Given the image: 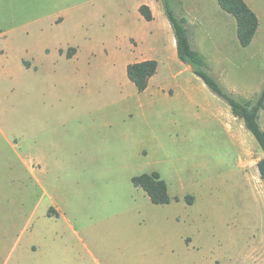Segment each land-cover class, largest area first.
<instances>
[{
    "label": "rangeland",
    "instance_id": "rangeland-1",
    "mask_svg": "<svg viewBox=\"0 0 264 264\" xmlns=\"http://www.w3.org/2000/svg\"><path fill=\"white\" fill-rule=\"evenodd\" d=\"M141 1L0 0V264H264V154L168 51L165 88L137 91ZM247 1L255 45L235 38L237 60L205 61L243 104L264 69V0ZM153 172L169 205L132 183Z\"/></svg>",
    "mask_w": 264,
    "mask_h": 264
},
{
    "label": "trees",
    "instance_id": "trees-1",
    "mask_svg": "<svg viewBox=\"0 0 264 264\" xmlns=\"http://www.w3.org/2000/svg\"><path fill=\"white\" fill-rule=\"evenodd\" d=\"M162 3L165 15L175 35L179 60L189 66L193 74L201 79L215 96L229 105L234 117L244 122L246 129L255 138L264 154V130L259 123L260 113L264 110V86L254 103L247 102L243 104L234 99L222 88L217 79L207 71L203 57L194 49L191 43L187 20L175 13L172 0H162ZM218 3L223 11L235 18L237 37L241 47H249L259 28L257 14L248 6L245 0H218ZM139 13L147 22L154 20L153 13L147 5H141ZM157 70L158 62L156 60L136 62L127 66V77L134 84L137 91L143 93L148 89L150 80L157 73ZM257 169L260 179L264 180V158L258 162ZM132 183L146 193L153 205H169L172 201L168 185L158 172L133 177ZM186 200L189 204H192L193 198L188 196Z\"/></svg>",
    "mask_w": 264,
    "mask_h": 264
},
{
    "label": "crops",
    "instance_id": "crops-1",
    "mask_svg": "<svg viewBox=\"0 0 264 264\" xmlns=\"http://www.w3.org/2000/svg\"><path fill=\"white\" fill-rule=\"evenodd\" d=\"M245 2L251 8L248 1L245 0ZM172 3L173 9H176V11L174 10L175 13L179 17H184L187 20L191 43L194 49L198 51L199 54L203 57L204 61L207 60L208 55H215L216 59L219 62L229 61V59H238V56H236L235 54H228L229 50H227V47L235 42V38H237L238 40L236 20L235 22L231 20V15L222 10L218 3V0H175ZM141 5H147L150 7L154 16V20L151 22H147L146 25L149 26L148 31H142L140 34H138L139 41L135 37V50L140 52V57L139 59H137V62L146 60H156L158 62L157 73L151 78L148 89L154 87L158 90H163L165 88V85L167 84V81L162 79L160 76L161 61L158 56L159 52L161 51H168V53H171L174 58L175 56H177L175 35L171 24L169 23L165 15L162 0H142L138 7H140ZM158 18L160 19V23L157 22ZM262 31L263 29L259 21V28L255 35V38L251 45L245 49H249L252 45H255V42ZM163 35H165V38H162ZM206 41H208L211 46H207ZM143 43H145V45H143ZM261 51H264V48ZM77 55L75 57H77ZM72 58L74 57H71V59ZM129 64H126V69ZM179 66L182 67L179 72L189 73V71H191V68L183 64L181 61ZM263 81L264 69L261 73V79L259 81V84L262 85H260L261 88L259 87L260 93L264 86ZM4 138H6V141H8V143H11L6 135L4 136ZM13 146L15 147V145ZM28 157V162L23 163V165L26 167L28 166V164L29 166H31L33 164L34 158H36V156L34 155H28ZM40 167L41 165L39 162L38 169L36 170L38 174L41 172ZM27 177L31 179L32 171L27 172ZM39 185L41 188H43V182L40 178Z\"/></svg>",
    "mask_w": 264,
    "mask_h": 264
}]
</instances>
